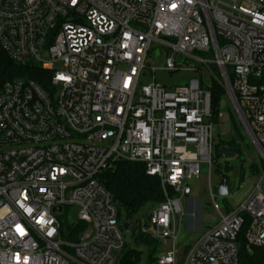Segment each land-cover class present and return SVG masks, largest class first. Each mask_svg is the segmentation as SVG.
<instances>
[{"label":"built area","instance_id":"built-area-1","mask_svg":"<svg viewBox=\"0 0 264 264\" xmlns=\"http://www.w3.org/2000/svg\"><path fill=\"white\" fill-rule=\"evenodd\" d=\"M155 47L170 53L164 71L193 63L199 78L142 84ZM0 50L50 73L46 88L15 79L0 91V264H118L125 223L126 235L176 241L196 216L182 200L188 208L201 163L213 164V82L264 160V0H0ZM120 161L163 189L137 234L101 183ZM263 185L264 173L236 211L152 264H240L241 238L264 249Z\"/></svg>","mask_w":264,"mask_h":264},{"label":"rangeland","instance_id":"rangeland-1","mask_svg":"<svg viewBox=\"0 0 264 264\" xmlns=\"http://www.w3.org/2000/svg\"><path fill=\"white\" fill-rule=\"evenodd\" d=\"M169 55L170 53H166V50L161 47H155L151 51L147 61L148 70L141 78L142 84L149 85L155 78L157 84L173 90L185 87L192 80L199 78L198 72L189 69L194 67L193 63L184 66L185 70L175 74L164 71ZM177 61L178 63L181 61L180 57L177 58ZM43 69L50 70L53 69V66L44 65ZM203 80L206 83L210 81L206 72H203ZM213 125V164L201 163L200 177L191 183L193 194L189 199L190 205L188 208H186V201L182 200V207L186 211L188 210L190 214L194 212L196 216L189 219L183 218L181 229L177 232L178 239L176 241L172 239L166 243H157L155 257L168 252L179 253L184 247L194 245L207 230L219 224L223 216L236 211L261 182L264 173V160L242 125L231 100L226 95L221 101L220 119L213 121ZM229 142L238 148L237 155L229 160L221 159L219 150L223 147L230 148ZM253 165L256 166L257 172L251 169ZM224 176L228 178L230 191L229 196L225 198L220 197L217 193L218 185ZM212 193L216 195V202L221 208L220 212L213 209ZM150 207L143 208L131 221L134 234L135 232L137 234L135 230H137L140 220L149 214ZM177 220L180 221V216H177ZM69 221L72 223L79 221L77 209L70 210ZM133 236L132 234H125L127 248L140 251L144 263L148 255L152 253L151 247L153 248V245L151 247L137 245Z\"/></svg>","mask_w":264,"mask_h":264},{"label":"trees","instance_id":"trees-1","mask_svg":"<svg viewBox=\"0 0 264 264\" xmlns=\"http://www.w3.org/2000/svg\"><path fill=\"white\" fill-rule=\"evenodd\" d=\"M50 73L41 69L27 66H20L12 62L0 50V91L3 85L15 79H30L39 83L44 88L47 87V79ZM211 93V106L213 121L220 119V106L223 97L226 95L221 85L213 82L209 86ZM230 148H238L229 142ZM251 169L257 172L256 166ZM101 183L111 193L120 210V220L131 221L143 208L147 206H157L164 201V194L161 182L156 177L149 176L146 168L141 164L129 162H117L114 167L106 171L101 176ZM80 226L69 231L74 236ZM137 245L151 247L152 253L147 257V262H155V251L157 242L145 236H134ZM240 264H264V249L247 248L243 238H241L239 248ZM142 262V253L138 250L125 247L118 264H140Z\"/></svg>","mask_w":264,"mask_h":264},{"label":"water","instance_id":"water-1","mask_svg":"<svg viewBox=\"0 0 264 264\" xmlns=\"http://www.w3.org/2000/svg\"><path fill=\"white\" fill-rule=\"evenodd\" d=\"M237 155V150L236 148L232 147V148H229V147H223L219 150V157L221 159H224V160H229V159H232V158H235ZM217 193L220 197H227L229 196L230 194V191H229V184H228V178L227 176H224L219 185H218V188H217ZM60 210V209H58ZM124 232L126 234H129L130 233V225L129 223H125L124 224Z\"/></svg>","mask_w":264,"mask_h":264}]
</instances>
